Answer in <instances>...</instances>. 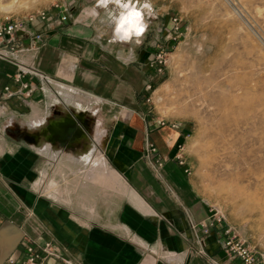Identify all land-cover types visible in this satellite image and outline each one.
Instances as JSON below:
<instances>
[{"label": "crops", "instance_id": "crops-1", "mask_svg": "<svg viewBox=\"0 0 264 264\" xmlns=\"http://www.w3.org/2000/svg\"><path fill=\"white\" fill-rule=\"evenodd\" d=\"M151 11L152 15L143 16L147 25L143 33L122 41L116 38V25L109 16L119 14L115 4L105 7L100 0H73L66 23H53L58 16L50 8L51 23H25V31L14 43L21 50L17 58L0 59V109L4 111L0 117V264L20 257L26 242L48 240L79 264H211V260L242 264L224 253L218 226L208 234L202 229L210 222L212 210L177 160L179 130L160 128L150 115L152 90L162 82L151 62L162 48L159 27L148 40V21L158 19L157 12ZM37 34L42 41L34 39ZM19 61L31 64L36 73L17 82ZM51 101L60 115L57 119L52 117ZM104 111L112 117L95 121ZM81 112L93 115L92 135ZM53 126L65 129L63 140L69 146L85 140L93 145L97 150L90 158L99 151L97 134H104L102 149L110 167L124 177L125 194L96 192L82 177L90 166L78 156L81 151L63 160V174L69 180L70 173L76 175L78 196L93 194L87 202L81 195L80 204L87 211L84 206L92 205L96 212L84 216L67 207L63 212L51 208L34 188L39 189L36 183L47 176L40 171L42 160L53 161L42 148L56 139L50 131ZM159 159L162 166L157 164ZM78 164L81 168L71 169ZM96 195H104L105 200L99 203Z\"/></svg>", "mask_w": 264, "mask_h": 264}, {"label": "rangeland", "instance_id": "rangeland-1", "mask_svg": "<svg viewBox=\"0 0 264 264\" xmlns=\"http://www.w3.org/2000/svg\"><path fill=\"white\" fill-rule=\"evenodd\" d=\"M58 1L0 0L2 6L20 5L7 13L0 9V24L6 17L27 19ZM150 4L158 19L148 21V40L158 27L163 30L161 47L167 61L163 73H157L162 82L152 90L150 115L160 128L179 130L177 160L190 170L201 198L248 246L264 255V0H150ZM173 17L182 25L179 30L171 29ZM52 101V117L57 119ZM80 115L92 135L93 115ZM107 115L100 112L94 120L113 114ZM97 136L102 149L104 134ZM53 143L52 150L61 152L60 157L42 160L40 171L47 176L34 190L55 210L67 207L88 216L77 196L81 191L68 205L55 199V185H65L58 175L63 160L81 151L78 156H86V151L89 155L95 147L86 140L69 146L63 135ZM69 181H75L73 174ZM97 198L99 203L105 200Z\"/></svg>", "mask_w": 264, "mask_h": 264}, {"label": "built area", "instance_id": "built-area-1", "mask_svg": "<svg viewBox=\"0 0 264 264\" xmlns=\"http://www.w3.org/2000/svg\"><path fill=\"white\" fill-rule=\"evenodd\" d=\"M73 4V0H59L55 3L52 8L56 10L58 18L52 19L53 23L57 26H61L66 23L69 19V9ZM41 22L44 24L51 23L49 10L38 11L36 14H32L29 18L24 20L14 19L13 17H6L3 23L0 24V59L12 60L16 57V53L20 52L19 48H16L14 43L18 37V34L25 31V23ZM171 29L179 30L182 25L176 17L171 18ZM163 30L160 29L162 34ZM36 41H42L43 37L40 34L34 36ZM152 67H155L158 73H163L164 65L166 64V58L164 50L161 48L153 54ZM19 74L15 80L21 81V78L26 74H35V70L31 64L27 65L24 62L19 61ZM24 88H29L28 84L23 85ZM10 88H6L9 91ZM31 92L34 88L31 86ZM3 110L0 109V117L3 114ZM164 126V123L161 124ZM175 127V126H174ZM173 127V128H174ZM152 146V145H151ZM153 153H156V149H152ZM180 160V157H177ZM159 166L163 165V159L157 160ZM181 165H184L180 161ZM187 174H190L188 168L185 169ZM212 210V217L210 222L202 226L204 233L208 234L212 229L219 227L218 234L219 240L222 244V249L229 260H238L242 264H264V255L258 254L254 249L246 244V241L242 240L226 223L225 217L218 211ZM6 264H79L73 259H70L63 255L58 244L53 240H48L43 244L37 242H26L24 245V252L21 253L20 257H11L7 260ZM211 264H222L221 262L211 260Z\"/></svg>", "mask_w": 264, "mask_h": 264}, {"label": "bare ground", "instance_id": "bare-ground-1", "mask_svg": "<svg viewBox=\"0 0 264 264\" xmlns=\"http://www.w3.org/2000/svg\"><path fill=\"white\" fill-rule=\"evenodd\" d=\"M20 7V5L16 4L15 2L13 3H10L9 5H6V6H2L0 5V9L5 11L6 13L9 12V11H12V10H15V9H18ZM145 16V15H144ZM144 31V30H143ZM142 31V33H143ZM139 35V34H138ZM133 36H136V35H133ZM131 36V37H133ZM130 37V38H131ZM127 39V40H130ZM123 41V40H122ZM60 89V88H59ZM63 90V89H62ZM69 91V90H68ZM65 92V90H64ZM73 93V92H72ZM81 99V98H80ZM82 104V103H81ZM73 128V127H72ZM63 129V127H62ZM60 129V127H51L50 128V131L54 134V137L55 138H61V135H63L62 131L65 130V129ZM76 129V128H74ZM70 130V129H68ZM76 131V130H75ZM75 131H66V133H72L74 134ZM77 135L78 136L81 132L80 131H77ZM38 144V142H37ZM41 146V145H40ZM42 148H45L48 152H50L48 154L47 152V155H51L53 157V159H57V155H58V152L57 150H52L53 149V146L51 144L50 147H48V145H44L43 144V147ZM97 149L96 148H93V152L91 151V153H94ZM90 153V154H91ZM88 155V156H81L80 158L82 159V161L84 163H87L89 166H90V169L87 171L86 174H84V177L83 179L92 184L94 188H96V192L97 191H100V190H110V191H114L118 194H125V188H127V185H126V182L124 180V177L119 174L117 171L113 170L110 165H109V162H108V159L106 157V154L105 152L103 151V149H99L98 153L95 154L92 158H90L91 155ZM50 159V158H49ZM75 162V161H74ZM63 167H61V170L59 172V176L61 177L62 179V182L64 181L65 182V188L64 187H61L60 185L58 184H54L55 185V199L57 201H60L62 203H66V204H71V202L73 201V195L74 194H77L79 191H81L79 189L80 187V183L79 182H70L69 179H67V176L66 174H63ZM66 173V172H65ZM70 173V172H69ZM71 174V173H70ZM73 174V173H72ZM75 174V173H74ZM79 174V173H78ZM76 176V175H75ZM81 177V176H80ZM78 179V178H77ZM81 180V179H80ZM42 181V180H40ZM61 182V181H60ZM63 182V183H64ZM42 183L44 184V182L42 181ZM54 183V182H53ZM84 183V182H83ZM38 184V183H36ZM64 185V184H63ZM84 185V184H83ZM35 186V185H34ZM91 187V188H92ZM41 188V187H40ZM93 189V188H92ZM49 190V189H48ZM88 190V189H87ZM127 190V189H126ZM85 191V189H84ZM92 191V190H91ZM104 191V192H106ZM49 192V191H48ZM86 192V191H85ZM94 192V191H92ZM129 192V190H128ZM88 193V191H87ZM132 193V192H131ZM52 194V193H51ZM90 194V193H88ZM102 194V193H101ZM135 194V193H134ZM82 195V194H81ZM81 195H77L79 198L81 197ZM85 195V194H84ZM93 195V194H91ZM90 195V197H91ZM106 195V194H105ZM133 195V194H132ZM104 196V195H103ZM122 196V195H121ZM136 198L134 199H138V197L136 196V194L134 195ZM88 197L87 195L86 196H83L81 198H83V200H86L87 201H90V199H92V197L90 198ZM97 197V195H96ZM108 197V196H107ZM54 198V197H53ZM80 198V199H81ZM95 199V198H94ZM93 199V201H94ZM96 200V199H95ZM138 201V200H137ZM85 202V201H84ZM91 203V202H90ZM94 203V202H93ZM139 203L141 204V206H144V203L143 201L140 199L139 200ZM85 205V204H84ZM88 205V204H87ZM82 206V205H81ZM86 209H88L90 212H96L95 211V207L90 205V206H84ZM87 211V210H86ZM87 211V213L89 212ZM147 211V210H146ZM148 213H154L153 211H151L150 209L148 210ZM91 214V213H90ZM93 214V213H92ZM94 215V214H93Z\"/></svg>", "mask_w": 264, "mask_h": 264}, {"label": "clouds", "instance_id": "clouds-1", "mask_svg": "<svg viewBox=\"0 0 264 264\" xmlns=\"http://www.w3.org/2000/svg\"><path fill=\"white\" fill-rule=\"evenodd\" d=\"M100 3L105 7L109 3H113L118 7L119 14L110 12L109 16L116 25V38L121 40H127L133 35L142 33L147 27L143 23L145 12L152 15L150 0H143L142 4H140V0H100ZM138 4H140V7H137Z\"/></svg>", "mask_w": 264, "mask_h": 264}, {"label": "flooded vegetation", "instance_id": "flooded-vegetation-1", "mask_svg": "<svg viewBox=\"0 0 264 264\" xmlns=\"http://www.w3.org/2000/svg\"><path fill=\"white\" fill-rule=\"evenodd\" d=\"M58 122H60V123H61V122H63V121H62V120H60V121H58ZM83 138H84V137H83ZM82 140H84V139H82ZM82 140H81V141H82ZM81 141H79V142H81ZM54 145H55V143H52V146H54Z\"/></svg>", "mask_w": 264, "mask_h": 264}]
</instances>
